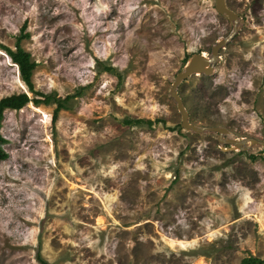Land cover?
<instances>
[{
	"label": "rangeland",
	"instance_id": "1",
	"mask_svg": "<svg viewBox=\"0 0 264 264\" xmlns=\"http://www.w3.org/2000/svg\"><path fill=\"white\" fill-rule=\"evenodd\" d=\"M227 6L239 33L179 94L194 125L264 141V0ZM233 29L216 0H0V101L34 99L2 48L19 38L35 91L82 92L56 120V105L32 100L5 112L0 264L264 259L263 148L224 151L217 134L187 132L170 97L188 60Z\"/></svg>",
	"mask_w": 264,
	"mask_h": 264
},
{
	"label": "water",
	"instance_id": "2",
	"mask_svg": "<svg viewBox=\"0 0 264 264\" xmlns=\"http://www.w3.org/2000/svg\"><path fill=\"white\" fill-rule=\"evenodd\" d=\"M216 11L234 25L233 31L227 38L220 40L217 45L213 47L209 57L194 55L188 60L185 69L176 76L170 90V97L176 102L177 109L181 114V128L187 132L198 135L217 134L218 142L224 151L248 152L255 146H261L264 150V141L255 138H244L241 140L234 138L231 132L225 127H201L194 125L191 123L190 114L184 104L183 98L179 94L180 85L193 75L211 76L214 74L215 67L220 61V51L225 49L227 44L239 33V24L242 22V19L227 6V0H216ZM226 145L230 146L229 149H226ZM262 157H264V152L262 153Z\"/></svg>",
	"mask_w": 264,
	"mask_h": 264
},
{
	"label": "trees",
	"instance_id": "3",
	"mask_svg": "<svg viewBox=\"0 0 264 264\" xmlns=\"http://www.w3.org/2000/svg\"><path fill=\"white\" fill-rule=\"evenodd\" d=\"M26 29H22V32H24ZM24 38L28 37V34H23ZM23 39L19 38L16 43V50H12L8 47L3 46V50L8 54V56L11 58L13 63L18 66L21 79L25 86L28 88L29 92L32 93L34 96V99H30V97L26 93L22 94H14L11 96H8L6 98H3L0 101V163L8 158V155L4 152V145L7 143V140L2 136L1 130L3 128V120L5 116L6 111H21L23 110L29 102H32L37 105H44V106H50V105H56V109L54 112V118L57 119L59 113L63 110H70V101L73 98L80 97L82 95V92H79L76 95L73 96H67L65 99L56 98L55 95H46L41 92L35 91L34 85L32 83V77L33 72L36 69L37 65L35 62L32 61V57L29 52L25 51L22 48ZM104 71L108 72L109 74H115V69L112 66H105ZM158 123L161 121H157ZM127 124H148L149 127H152L155 122L148 120V121H141V120H135V121H126ZM255 158V157H253ZM240 264H264V259L249 256L244 258Z\"/></svg>",
	"mask_w": 264,
	"mask_h": 264
},
{
	"label": "flooded vegetation",
	"instance_id": "4",
	"mask_svg": "<svg viewBox=\"0 0 264 264\" xmlns=\"http://www.w3.org/2000/svg\"><path fill=\"white\" fill-rule=\"evenodd\" d=\"M225 147L229 149L230 146L228 145V147H227V146H225ZM263 152H264V151H263ZM263 152H262V153H263ZM262 153H260V154L262 155Z\"/></svg>",
	"mask_w": 264,
	"mask_h": 264
},
{
	"label": "bare ground",
	"instance_id": "5",
	"mask_svg": "<svg viewBox=\"0 0 264 264\" xmlns=\"http://www.w3.org/2000/svg\"><path fill=\"white\" fill-rule=\"evenodd\" d=\"M206 55V54H205ZM204 56V55H203ZM206 57V56H205Z\"/></svg>",
	"mask_w": 264,
	"mask_h": 264
}]
</instances>
